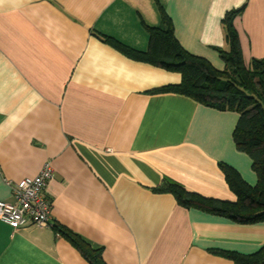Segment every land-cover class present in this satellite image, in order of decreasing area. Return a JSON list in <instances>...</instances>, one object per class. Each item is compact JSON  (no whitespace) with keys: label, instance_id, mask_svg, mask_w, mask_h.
<instances>
[{"label":"crops","instance_id":"1","mask_svg":"<svg viewBox=\"0 0 264 264\" xmlns=\"http://www.w3.org/2000/svg\"><path fill=\"white\" fill-rule=\"evenodd\" d=\"M161 7L180 44L219 70L222 21L243 7L234 25L245 64L264 57V0H0V200L13 199L8 181L53 168L52 226L0 220V264H89L55 224L101 247L106 264H235L218 253L264 245V221L240 224L157 190L170 179L233 201L220 163L258 180L234 140L237 111L155 92L181 74L104 41L147 50Z\"/></svg>","mask_w":264,"mask_h":264},{"label":"trees","instance_id":"2","mask_svg":"<svg viewBox=\"0 0 264 264\" xmlns=\"http://www.w3.org/2000/svg\"><path fill=\"white\" fill-rule=\"evenodd\" d=\"M242 10L243 7L228 11L222 21L229 46L228 50L219 49L226 64L224 70L215 68L209 60L190 53L180 44L171 18L162 7L163 24L148 28L147 50L133 49L110 36H104V41L132 59L181 74L180 83L164 85L154 89L155 92H175L221 110L239 113L234 140L237 148L252 158V167L258 177L256 185L248 184L232 166L220 163L226 182L236 196L233 201L203 196L170 179H164L157 190L172 193L185 207L251 225L264 221V57L252 58L248 66L245 64L239 33L234 25V18ZM54 230L80 251L89 264H106L101 247L93 246L64 226L55 224ZM218 254L232 259L235 264H264V245L253 254Z\"/></svg>","mask_w":264,"mask_h":264},{"label":"built area","instance_id":"3","mask_svg":"<svg viewBox=\"0 0 264 264\" xmlns=\"http://www.w3.org/2000/svg\"><path fill=\"white\" fill-rule=\"evenodd\" d=\"M53 168L46 162L35 177L8 181L13 199L0 200V220L14 229L28 225L52 226L50 211L52 198L47 192Z\"/></svg>","mask_w":264,"mask_h":264}]
</instances>
